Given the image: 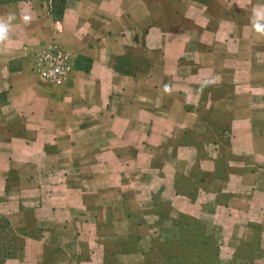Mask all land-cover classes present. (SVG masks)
<instances>
[{
  "label": "crops",
  "instance_id": "0c3cea01",
  "mask_svg": "<svg viewBox=\"0 0 264 264\" xmlns=\"http://www.w3.org/2000/svg\"><path fill=\"white\" fill-rule=\"evenodd\" d=\"M262 5L0 0V264H264Z\"/></svg>",
  "mask_w": 264,
  "mask_h": 264
},
{
  "label": "built area",
  "instance_id": "2783aa9c",
  "mask_svg": "<svg viewBox=\"0 0 264 264\" xmlns=\"http://www.w3.org/2000/svg\"><path fill=\"white\" fill-rule=\"evenodd\" d=\"M72 68L70 54L55 45L46 47L34 56L33 72L48 84H62L72 72Z\"/></svg>",
  "mask_w": 264,
  "mask_h": 264
},
{
  "label": "clouds",
  "instance_id": "9594fccd",
  "mask_svg": "<svg viewBox=\"0 0 264 264\" xmlns=\"http://www.w3.org/2000/svg\"><path fill=\"white\" fill-rule=\"evenodd\" d=\"M254 15L256 17V22L253 24L254 29L258 32H264V23H261V21H264V5H262L259 10L255 11ZM15 19L16 15L14 13H9L5 20L0 21V40L8 38L10 27ZM23 19L27 22L30 17L24 16ZM165 88L167 89V86H165Z\"/></svg>",
  "mask_w": 264,
  "mask_h": 264
},
{
  "label": "trees",
  "instance_id": "16d2710c",
  "mask_svg": "<svg viewBox=\"0 0 264 264\" xmlns=\"http://www.w3.org/2000/svg\"><path fill=\"white\" fill-rule=\"evenodd\" d=\"M186 241V239H182V242H185Z\"/></svg>",
  "mask_w": 264,
  "mask_h": 264
},
{
  "label": "rangeland",
  "instance_id": "374dc122",
  "mask_svg": "<svg viewBox=\"0 0 264 264\" xmlns=\"http://www.w3.org/2000/svg\"><path fill=\"white\" fill-rule=\"evenodd\" d=\"M204 261V260H203Z\"/></svg>",
  "mask_w": 264,
  "mask_h": 264
}]
</instances>
